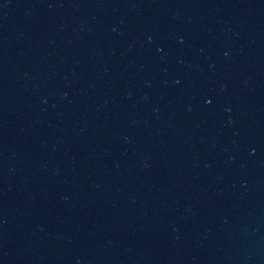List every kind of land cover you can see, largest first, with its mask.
Here are the masks:
<instances>
[{
	"label": "water",
	"instance_id": "water-1",
	"mask_svg": "<svg viewBox=\"0 0 264 264\" xmlns=\"http://www.w3.org/2000/svg\"><path fill=\"white\" fill-rule=\"evenodd\" d=\"M0 264H264V0H0Z\"/></svg>",
	"mask_w": 264,
	"mask_h": 264
}]
</instances>
